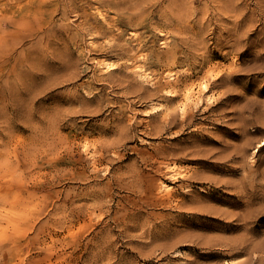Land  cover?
I'll list each match as a JSON object with an SVG mask.
<instances>
[{"label": "rangeland", "instance_id": "rangeland-1", "mask_svg": "<svg viewBox=\"0 0 264 264\" xmlns=\"http://www.w3.org/2000/svg\"><path fill=\"white\" fill-rule=\"evenodd\" d=\"M263 138L264 0H0V264H227L239 217L264 238Z\"/></svg>", "mask_w": 264, "mask_h": 264}, {"label": "bare ground", "instance_id": "bare-ground-1", "mask_svg": "<svg viewBox=\"0 0 264 264\" xmlns=\"http://www.w3.org/2000/svg\"><path fill=\"white\" fill-rule=\"evenodd\" d=\"M175 16L172 15L174 19L170 17L169 19L170 23L171 22L173 23L175 19L181 20L179 14H175ZM191 74L192 72L180 73V75L175 78V81L173 84L174 87H176L183 81L186 82L189 79V76ZM206 75H207L206 80L202 78L201 81H198L196 84L192 83L190 86H185L184 89L177 88V90L175 91L172 89L170 90L166 89L164 91L167 96H171L172 98L179 97L178 99L179 101L177 102V105L173 108L174 113H176L179 110L182 118L188 117L191 112L189 113L187 109V105L194 102L193 98L195 97V93L198 92L200 93V97L207 96L206 98L208 100H211L212 93L210 95L208 93L212 90V88L218 85H227L228 81H231L229 79H232V76H231L230 78H227V80L224 79V80H221L220 82H217L218 81L217 77H215L216 79L211 80V77L213 75L212 74L210 76L209 74H206ZM160 90H162L163 92V89H157V93H159L158 91ZM166 95L165 94L163 95L164 99L167 98ZM200 97L198 98L201 99ZM168 116L172 117L171 113L168 114ZM200 140L203 142H213L215 139H211L209 137H200ZM260 147L264 148V138L258 144V148H256V150H258ZM191 149L192 150L183 151L180 154V156L176 158V160L183 161V162H191V163L208 162L210 167L212 168L218 167L222 169L223 165H221V161H219L220 160L219 158H217L218 160L215 159V160H210V161L204 159L205 156H208L209 150H206L200 147H193ZM174 168H175L174 166H169L167 168L169 170V176H171V178H175L178 176V174H176L173 171ZM194 177L196 179L210 178V176H208L207 174H199V173L196 176H193L192 178ZM167 192L168 194L165 197L160 198V199L163 201V203L170 204V201L174 200L175 198V193H174L175 190L169 189L167 190ZM218 200L223 201V199H218ZM103 204H104L103 198L97 197L96 200L93 201L92 206L94 208H101ZM261 207L264 208V202L261 203ZM188 209L200 218H202V214L200 213H203V212H210L214 214L218 213V211H216L215 209L211 207H207L205 204L201 205V204L193 203V205L189 206ZM250 217L251 216H248V215H243L242 217H239L238 219L241 220L242 222L239 224H236L235 226L237 229H244L246 234L240 235L238 237L223 239L218 243L220 247H222L225 250V255L230 257L227 260V264H233L238 258H242L244 260V263H247V264H264V238L259 239V240H253L250 238L251 236H249V234L252 233L259 225L257 222L256 223L254 222L251 226H248L249 222H251V219H249ZM184 224L186 226L192 227L195 224H197V222L193 221V222H188ZM232 225L233 224H230L229 222H224L225 228L232 227ZM183 240H187V239H183ZM190 241H191V244L195 243V241L192 239H190Z\"/></svg>", "mask_w": 264, "mask_h": 264}]
</instances>
